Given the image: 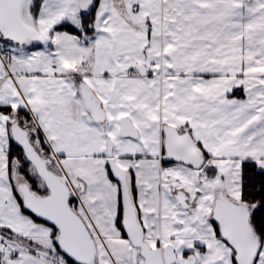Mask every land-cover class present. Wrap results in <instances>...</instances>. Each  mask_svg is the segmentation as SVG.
<instances>
[{
	"label": "snow or ice",
	"instance_id": "6c2138e0",
	"mask_svg": "<svg viewBox=\"0 0 264 264\" xmlns=\"http://www.w3.org/2000/svg\"><path fill=\"white\" fill-rule=\"evenodd\" d=\"M0 264H264V0H0Z\"/></svg>",
	"mask_w": 264,
	"mask_h": 264
}]
</instances>
